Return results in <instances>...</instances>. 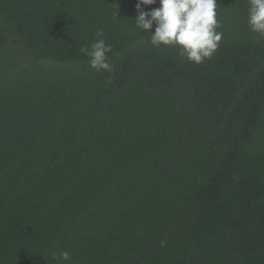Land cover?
Here are the masks:
<instances>
[{"label":"trees","instance_id":"trees-1","mask_svg":"<svg viewBox=\"0 0 264 264\" xmlns=\"http://www.w3.org/2000/svg\"><path fill=\"white\" fill-rule=\"evenodd\" d=\"M216 2L197 65L137 0H0V264H264V35Z\"/></svg>","mask_w":264,"mask_h":264},{"label":"clouds","instance_id":"clouds-1","mask_svg":"<svg viewBox=\"0 0 264 264\" xmlns=\"http://www.w3.org/2000/svg\"><path fill=\"white\" fill-rule=\"evenodd\" d=\"M157 0H137L135 27L149 33L153 47L172 46L179 55L193 64L209 59L219 47L222 33L217 19L216 0H159V7L144 11ZM247 24L253 33L264 35V0H248ZM155 25L154 32L152 31ZM104 32L97 31V39L80 49L88 57L89 67L97 72H112L109 53L110 44L104 40ZM163 246V242H162ZM53 260L69 262L67 251L52 254Z\"/></svg>","mask_w":264,"mask_h":264}]
</instances>
